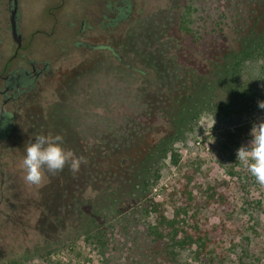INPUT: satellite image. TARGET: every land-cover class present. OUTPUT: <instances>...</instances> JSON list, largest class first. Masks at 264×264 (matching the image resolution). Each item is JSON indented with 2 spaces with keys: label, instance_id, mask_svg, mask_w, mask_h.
I'll list each match as a JSON object with an SVG mask.
<instances>
[{
  "label": "rangeland",
  "instance_id": "1",
  "mask_svg": "<svg viewBox=\"0 0 264 264\" xmlns=\"http://www.w3.org/2000/svg\"><path fill=\"white\" fill-rule=\"evenodd\" d=\"M18 4V56L38 67L47 63L50 73L2 110L9 123L0 131V264H200L209 257L213 264H264V185L236 159L264 110L242 117L202 113L194 124L192 116L209 87L207 58L230 42L219 27L236 24L240 1ZM8 5L0 0V74L22 61L10 58L16 43ZM256 9L264 21V2ZM187 13L196 37L178 32ZM188 70L201 74L191 92ZM37 135H60L62 146L83 158L79 170L45 169L40 184L27 183L25 147ZM161 140H171L176 154L158 160ZM156 160L161 168L150 195L174 216L178 236L185 231L192 238L175 248L176 260L149 257V249L167 242H150L138 216L115 215L104 197L120 177V193L135 200L143 168ZM187 174L197 203L175 214L185 207L177 187Z\"/></svg>",
  "mask_w": 264,
  "mask_h": 264
},
{
  "label": "trees",
  "instance_id": "2",
  "mask_svg": "<svg viewBox=\"0 0 264 264\" xmlns=\"http://www.w3.org/2000/svg\"><path fill=\"white\" fill-rule=\"evenodd\" d=\"M239 1L243 8L240 10L236 24L233 26L225 24V28L219 27V30L231 35L230 42L214 50L207 58L208 64L204 71L205 76H209V87L205 89L203 101L193 109V124L202 113L242 117L258 110V102L264 91V21H258L262 12L256 9V5L263 3L264 0ZM188 16L189 13L181 19L178 32L196 37L198 33L189 27ZM221 16L226 17V15ZM257 22L259 23L256 25ZM259 25L262 27L258 28ZM209 44L213 45L212 42ZM185 75V82L188 83L185 90L191 92L201 74H194L188 70ZM189 128H192V125ZM161 142L162 145L157 150L158 160L166 157L168 153L176 154L171 140L165 142L161 140ZM160 168V162L157 160L143 168L145 174L140 182L139 195L135 200H128L124 197V193H120L121 184L118 183L120 177L113 182V186L104 197L107 198L109 206L113 208L111 212L115 215L126 213L130 218L138 216L139 223L146 231L145 236L150 242L158 243L162 240L167 242V245L161 249H149V257H158L162 260L168 256L176 260L178 253L175 248H184V244L190 242L192 238L185 231L182 236H178L179 231L175 228L174 216L168 217L162 201L150 195L159 177ZM192 177L193 174H187L179 182L177 193L181 198V204L185 207H176L177 209L173 211L175 214H178L179 209L182 208V212L185 213L197 203L196 195L193 193ZM209 189L211 190L209 197L216 199L215 188L210 186ZM200 264H213L212 258L209 257Z\"/></svg>",
  "mask_w": 264,
  "mask_h": 264
},
{
  "label": "clouds",
  "instance_id": "3",
  "mask_svg": "<svg viewBox=\"0 0 264 264\" xmlns=\"http://www.w3.org/2000/svg\"><path fill=\"white\" fill-rule=\"evenodd\" d=\"M258 108L264 110V100L258 102ZM249 135L251 138L248 143L237 149L236 159L247 167L260 185H264V120L254 122ZM62 144L63 138L60 135H37L27 144L22 162L27 183L40 184L45 169L55 174L67 164L73 173L79 170L83 158L76 157Z\"/></svg>",
  "mask_w": 264,
  "mask_h": 264
},
{
  "label": "flooded vegetation",
  "instance_id": "4",
  "mask_svg": "<svg viewBox=\"0 0 264 264\" xmlns=\"http://www.w3.org/2000/svg\"><path fill=\"white\" fill-rule=\"evenodd\" d=\"M19 0H9L8 10L9 16L7 18L9 22L10 30V15L11 10L15 9V18L16 29L18 30V17H19ZM16 4V8H15ZM124 7H119V17L124 16L125 14L121 12ZM122 13V14H121ZM20 33V32H19ZM11 35V31H10ZM21 40V37H20ZM21 46V45H20ZM20 47L15 46L11 59L18 56V51ZM17 58H20L22 61H17L16 66L6 74H0V131H4L9 122L8 114L3 113V107L8 102H15L20 99L23 95H30L35 89L37 80L41 76H49V68H47V63H43L42 67H38L39 63L35 60L29 59L26 55H19ZM48 71V72H47ZM28 85L26 87H23ZM23 87V88H22Z\"/></svg>",
  "mask_w": 264,
  "mask_h": 264
},
{
  "label": "water",
  "instance_id": "5",
  "mask_svg": "<svg viewBox=\"0 0 264 264\" xmlns=\"http://www.w3.org/2000/svg\"><path fill=\"white\" fill-rule=\"evenodd\" d=\"M15 8H16V4H15ZM14 13H15V9H12L11 15L9 18L11 37H12L13 41L16 43L17 47H20V45H21V40H20L21 34L16 29V21L14 20V18H15Z\"/></svg>",
  "mask_w": 264,
  "mask_h": 264
}]
</instances>
